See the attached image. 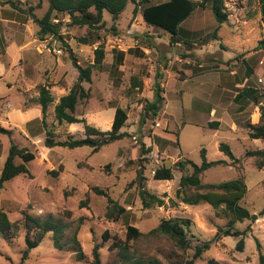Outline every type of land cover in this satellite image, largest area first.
<instances>
[{
  "label": "rangeland",
  "instance_id": "374dc122",
  "mask_svg": "<svg viewBox=\"0 0 264 264\" xmlns=\"http://www.w3.org/2000/svg\"><path fill=\"white\" fill-rule=\"evenodd\" d=\"M9 1L22 11L12 9ZM30 6L41 18L48 10V1L0 0V125L12 129L10 138L0 135V171L11 142L35 154L27 165L31 177L19 175L0 189V211L12 223H19L22 212H26L41 220L49 218L65 224L66 230L62 250L54 247L52 234L48 233L23 264H91L94 246L98 247L101 264H125V258L142 264L150 260L182 264L191 258L194 246L205 242L210 243L209 248L194 264H208L210 260L217 264H258L257 242L264 255V169L256 168L260 158H246L244 152L262 147L260 140L247 138L245 125L252 121L253 114H259L256 106L263 104L264 98L253 96L244 116L235 109L240 103L234 102L233 96L245 84L264 92V48L259 47L264 40V25L259 0H225L228 19L220 26L208 8L195 10L182 27L195 38L190 39L195 42L190 50L185 43L172 41L162 29L146 25L141 7L134 14L131 3L116 21L103 12L97 43L81 44L79 38L88 33L86 26H71L67 15L56 13L52 18L54 23L62 22L60 37L41 40L38 27L27 13ZM101 43V68L92 69L90 83H81L89 97L78 101L74 115L104 132L111 128L115 109L122 108L127 120L121 131L127 136L96 153L86 146L46 148L47 130L55 140L84 137V125L59 123L54 106L77 82L76 65L91 66L94 51ZM120 51L124 59L117 65ZM248 77L250 81L246 82ZM156 83L164 99L156 115L146 114L144 105L153 101ZM43 85L53 99L44 118L40 106L33 102ZM212 108L222 118L218 129L208 126L218 121L209 115ZM236 119L241 125L234 129L232 121L236 123ZM221 142L240 159L239 167L219 151ZM148 147L151 152L141 153ZM201 149H205L207 161L228 162L203 172L202 184H218L244 175L247 192L239 205L251 217L232 225L234 231L247 229L243 237L223 236L222 231L228 229L232 219L224 205L170 203V199L177 201L175 191L180 177L192 173L190 165L179 168L175 164L189 160L200 165ZM139 165L145 188L164 200L162 207L142 208L134 183ZM161 166L173 167L172 180L152 178L153 171ZM92 187L107 189L127 212L116 222L108 220L106 198L95 194ZM205 191L186 187L182 193ZM177 217L191 221L186 231L190 246L186 251L179 250L162 234L149 233L161 219ZM129 225L141 236L126 241ZM74 234L85 255L80 261L72 243ZM24 235L22 226L14 238L0 235V264L20 263ZM240 238L244 240L242 252L235 249ZM116 241L126 244V248L110 250Z\"/></svg>",
  "mask_w": 264,
  "mask_h": 264
},
{
  "label": "trees",
  "instance_id": "16d2710c",
  "mask_svg": "<svg viewBox=\"0 0 264 264\" xmlns=\"http://www.w3.org/2000/svg\"><path fill=\"white\" fill-rule=\"evenodd\" d=\"M48 10L41 17H37L34 13V7H29L27 13L30 19L38 27L37 36L43 40L49 36L60 37L59 32L62 26V22H53L52 15L65 14L70 19L71 26H86L88 33L86 36L79 38L81 44H94L100 41L98 34L99 30L103 27V12H107L111 15L112 20L116 21L118 16L125 10L128 3L134 4L133 13H136L137 7H141V16L146 25L162 29L164 32L171 36V40L178 43H185L187 50H190L195 45V42H191L190 39L193 34L182 27L186 21L192 16L195 10L208 8L218 26L224 24L228 19L226 12L225 0H164L158 3H151L152 0H47ZM261 7V21L264 25V0H259ZM12 9L22 11L13 2H8ZM215 35V34H213ZM212 36V35H211ZM208 39V37H207ZM259 47L264 48V40L259 42ZM102 43L94 51V61L91 66L82 68L76 65L78 69L77 82L73 85L71 90L62 97L59 98L58 102L54 106L55 119L59 123L75 124L82 123L84 125V137L73 138L67 137L64 140H55L52 137L50 131L45 132L44 146L46 148L62 147L67 149H75L79 147H90L92 152L96 153L98 150L112 142L122 140L127 136L126 132H122L121 129L124 127L127 120L126 112L117 107L114 112L113 121L111 128L108 131H99L94 127L89 126L83 118H77L74 115L76 105L78 101L87 99L89 92L86 91L81 83H90L91 72L93 68H101L102 61L104 59V50ZM117 65H120L124 59V52H117ZM162 88L159 83H156L154 90V98L151 102H146L144 105V111L146 114L152 113L156 115L163 101L161 95ZM242 96V94H238ZM264 98V92H263ZM53 101L52 96L47 86L43 85L39 87L38 96L33 102L40 106L43 118L45 117L47 107ZM259 122L257 124L247 123L245 128L248 130V137L250 139H264V103L259 105ZM208 126L212 129H217L218 122H210ZM12 129L0 125V135L11 137ZM143 145V144H142ZM143 149V148H142ZM218 149L220 152L225 154L231 163L238 166L240 159L234 157L230 147L226 143H219ZM151 152V148L148 147L146 150H141V153L146 154ZM246 158L256 157L260 158L256 162V168L260 169L264 166V148L253 151H246L244 153ZM201 163L196 165L189 160L179 161L175 165L179 168H183L185 165H190L192 173L189 176H182L179 179V188L175 191V198L177 201L170 199V203L176 206L178 203L184 205H198L201 202H205L212 207H218L224 205L225 209L230 212L232 219L228 224V229L222 231L223 236H234L236 238L243 237L247 229L243 231L232 230V225L235 222H243L249 219L251 216L249 211L239 205L246 192L247 187L244 181V175H238L234 180L225 181L218 184H202L200 181V175L208 169L217 165H223L225 161H207L205 149L200 150ZM20 162L17 163L16 160ZM35 159V154L26 148H19L15 143H10L7 157L0 171V189L3 188L4 183L14 179L19 175H26L31 177L28 170V163ZM239 167V166H238ZM56 175V172H52ZM152 178L156 181H170L173 179V167L172 166H161L153 171ZM145 178L142 175V168L139 165V169L136 172V178L134 183L137 185L138 197L141 202L143 209H150L152 207H162L164 200L149 192L144 186ZM186 187H192L196 190L204 189L205 192L194 193L193 195H185L182 190ZM91 190L99 195L106 198L108 204V210L105 214L106 218L111 221H118L123 214L127 212L124 206L119 205L114 199H112L107 189H101L98 187H92ZM83 202L82 205H85ZM264 212V209H263ZM22 218L19 223L10 222L6 213L0 211V235L3 238H14L18 235L20 226L25 229L24 243L25 248L20 256V263L28 259L31 250L38 247L45 235L48 233L52 234V242L57 250H62L65 246L61 240L66 230V225L52 221L49 218L39 219L26 212H22ZM21 224V225H20ZM191 221L186 218H169L161 219L159 224L152 229L150 234H162L170 239L174 246L181 251L189 249V242L186 237V231L189 228ZM141 236V233L137 228L133 226H127L126 241L131 239H137ZM103 238H107V234H103ZM72 243L76 247L75 253L78 261L85 258L80 244L76 239V234L73 235ZM125 243V242H124ZM210 243L205 242L201 245L194 246L193 254L190 259L185 260L182 264H194V261L199 258L203 252L208 250ZM126 248V244H121L119 241L113 242L109 247L112 249ZM258 248V264H264V255L259 251L260 245L257 242ZM236 251L242 252L244 249V240L240 238L235 246ZM92 263L101 264L99 258L98 247L94 246L92 249ZM125 264H142L140 262H132L130 258H125ZM148 264H161L157 260H150ZM180 264V263H179ZM208 264H217L215 261L210 260Z\"/></svg>",
  "mask_w": 264,
  "mask_h": 264
},
{
  "label": "crops",
  "instance_id": "0c3cea01",
  "mask_svg": "<svg viewBox=\"0 0 264 264\" xmlns=\"http://www.w3.org/2000/svg\"><path fill=\"white\" fill-rule=\"evenodd\" d=\"M260 51H262V50H260ZM252 74H253V72H252ZM247 81H250V77H248L247 78V80H246V82ZM257 81L258 82H263V80H262V78H258L257 79ZM251 84H249V85H243L242 86V88H240L241 90H238V91H236L235 92V95L233 96V101L235 102V101H237L238 103H240L239 105H238V107L237 108H235L236 110H239V113L242 115H246L247 114V108H248V104H250L251 102H252V97L253 96H260V95H263V93L262 92H259L261 89H258V88H255V87H253V86H250ZM264 89V88H263ZM223 90H224V88H223ZM226 92H228V93H231L230 91H226ZM242 94V96H238V94ZM164 95V94H163ZM163 98H164V96H163ZM257 98V97H256ZM259 105H263L262 103H260ZM243 106H245V109H241V107H243ZM258 107L259 106H256V108L258 109ZM221 110H223V109H221ZM258 113H259V109H258ZM217 114H218V111L216 110V109H211V111H210V117H212V118H214L215 120H218V121H216V122H218V125H219V123H220V121L222 122V118L220 119L218 116H217ZM248 116V115H247ZM248 119H250V118H247V121H248ZM252 121H248L247 123H250V124H257L258 122H259V114L257 115V113H255V114H253V116H252ZM232 124H233V127H234V129L236 128L235 126H237V125H241V122H237V119H236V123L234 122V121H232ZM217 129H218V127H217ZM248 133V132H247ZM246 136H247V138L248 139H250L249 137H248V135L246 134ZM251 140H260L261 141V143H262V147L261 148H256L255 150H259V149H263L264 148V139H251ZM250 151V150H249ZM253 151V150H252ZM245 153V152H244ZM226 162V161H225ZM226 163H228V162H226ZM262 169H264V166L262 167Z\"/></svg>",
  "mask_w": 264,
  "mask_h": 264
}]
</instances>
